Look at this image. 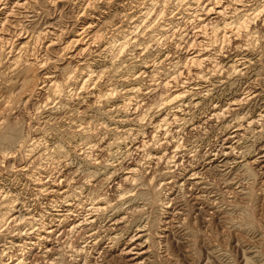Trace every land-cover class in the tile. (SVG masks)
<instances>
[{"label":"rangeland","instance_id":"1","mask_svg":"<svg viewBox=\"0 0 264 264\" xmlns=\"http://www.w3.org/2000/svg\"><path fill=\"white\" fill-rule=\"evenodd\" d=\"M234 3L200 46L198 0H0V264H264V0Z\"/></svg>","mask_w":264,"mask_h":264},{"label":"bare ground","instance_id":"2","mask_svg":"<svg viewBox=\"0 0 264 264\" xmlns=\"http://www.w3.org/2000/svg\"><path fill=\"white\" fill-rule=\"evenodd\" d=\"M236 1H239V0H198V4H199L198 6L202 5L206 11V14L212 11H215V14H216L215 15L216 20L207 22V19L203 21V15L199 13V10L197 9L194 10L193 15H195V18L199 21V26L196 29V36L194 37L198 38L199 40L198 42L200 46L205 45L204 39H207V37L214 39V40H219L222 43L232 41L233 38L238 40V38L241 37L242 32L244 31L243 29L246 27V24L248 20L250 19V14H247L245 19L237 23L233 22L232 24H225L224 22L226 21L222 22L221 20L218 19L219 17H224L226 19H229V17H227L228 9L237 10V8H234L233 6V4H235L234 2ZM240 6H241L240 8H242V9H239L240 11L247 10L244 5H240ZM165 14L166 13L164 11H161L158 13V16H163ZM201 35H207V36L200 37ZM237 43H239V41ZM202 52H203L202 49L195 51V53L189 57V62L191 64H197L199 61H202L201 57L202 55H204L202 54ZM214 116H217V114H214ZM173 154H175V150H173L170 153V155H173ZM167 157L170 158L169 155ZM94 207L96 209L98 208V206L96 205V202L92 201L91 203L88 204L86 210L90 211ZM87 217H85L83 220H79L76 226L84 224L87 220L89 221L90 218H92L90 222H95V219L93 218V216L90 218H87ZM52 234H53L52 231L46 232V235L48 236H51ZM95 234L96 232L94 233V235Z\"/></svg>","mask_w":264,"mask_h":264}]
</instances>
